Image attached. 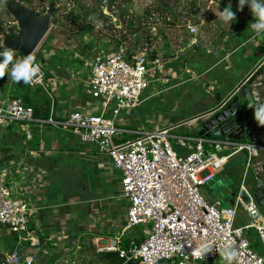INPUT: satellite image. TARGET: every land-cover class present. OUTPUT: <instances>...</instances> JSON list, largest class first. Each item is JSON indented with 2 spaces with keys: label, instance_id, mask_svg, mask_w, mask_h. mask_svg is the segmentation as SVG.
Masks as SVG:
<instances>
[{
  "label": "built area",
  "instance_id": "obj_1",
  "mask_svg": "<svg viewBox=\"0 0 264 264\" xmlns=\"http://www.w3.org/2000/svg\"><path fill=\"white\" fill-rule=\"evenodd\" d=\"M188 29L192 35L198 33L195 25ZM125 41L116 48L100 49L88 62L84 82L97 100L94 112L74 109L65 116L57 113L51 90L55 84L48 76L49 70H56L48 66L54 58L43 44L31 55L39 71L27 85L42 89L50 98L48 117H35L33 106L20 98L4 96L0 87V132L18 126L26 137L22 149L28 152L22 158L15 154L9 158L5 152L0 158V226L8 236H18L17 243L4 251L0 264H48L44 257L40 258V227L31 226L39 210L37 189L47 182L44 169L34 163L35 158L30 159L38 151L26 148L34 138L33 124L37 122L68 129L83 144L107 153L114 171L120 175V197L128 203L124 230L142 225L144 239L138 242L132 238L124 245L119 234L102 240L98 251L117 252L125 262L138 264H198L203 260L212 264H264V212L254 197L253 187L246 182L251 170L253 182L257 178L264 181V169L260 171L264 168V138L259 136L264 130L252 133L244 141L227 136H197L190 138L193 144L189 145L186 137L173 136L168 124L151 127L154 121L147 120L136 130L120 127L124 113L136 111L159 93L160 89L157 93L151 89L163 82L165 66L177 59L135 49V45ZM57 68L60 69L59 64ZM125 133L134 136L121 138ZM172 137L178 138L189 152L180 155L171 144ZM228 149L230 152L223 153ZM239 153L245 154L239 193L233 204L223 206L220 199L208 198L203 186Z\"/></svg>",
  "mask_w": 264,
  "mask_h": 264
},
{
  "label": "crops",
  "instance_id": "obj_2",
  "mask_svg": "<svg viewBox=\"0 0 264 264\" xmlns=\"http://www.w3.org/2000/svg\"><path fill=\"white\" fill-rule=\"evenodd\" d=\"M220 1L221 8H214L216 15H214L213 19L207 20V43L201 45L202 48L199 49V53L203 52L204 58L201 62L196 61L195 64L191 63L190 57L189 61L185 59L186 71L184 70L185 75L183 77L189 73L186 80H183L184 78L180 74L175 73L171 81L172 75L168 73L166 65L162 71L163 82L156 84L155 88L151 89L153 93H157L156 91L160 89L159 93L154 94V96L145 102L147 103L154 97L172 90L179 86L180 83L189 84V89H194L196 93L195 97L197 100L194 99L195 101H193L195 108H193L189 116L177 118L168 124L173 128L171 134L173 136L186 137L189 145L193 144L190 138L197 137V135L194 133H175L176 128L184 126V124L187 125L184 122L185 120L217 106L264 55V31L256 33L249 28V24L253 21L250 9L245 6L243 11H240L238 0ZM229 5H231L232 10L235 12L236 19L230 23H225L219 17L221 11ZM191 47H194V44L188 43L184 50L186 51ZM155 52L159 53V51ZM160 53L165 54L164 52ZM180 54H177V60ZM198 65L203 66L202 71H199V73L193 69ZM261 69L262 71L258 72L257 79L260 82H264V64L261 66ZM65 75L67 74L60 72V78L52 76L53 85L60 83L61 88H63H58V84L54 90L56 96H59L58 98L61 99V110L67 108L69 111L83 109L94 112L96 99L93 98L91 92L88 93V90L86 91L85 89L83 91L81 86H74L73 81L75 80H73V77L67 78ZM204 77L206 81L201 80ZM78 78L83 81L84 88H86L84 82L85 71ZM179 80L182 81L179 82ZM188 80H192L194 83L190 84L187 82ZM173 81L174 83H172ZM168 82L172 84L165 87L164 85L168 84ZM204 83L207 87L201 86ZM199 86L206 90L199 89ZM191 97L194 96L191 95ZM57 103L58 100L55 103L56 106ZM143 105L134 112L124 113L118 125L120 126L124 122V127L126 125L130 126V128L125 129L136 130L147 120L154 121V123L150 124L151 127L163 123H158L151 116L135 120L133 113L140 112L143 109ZM65 112L67 111H64L63 114H67ZM57 113L62 115L61 112ZM126 117L132 118L127 122ZM197 122H200V120H193L188 122V124H191L193 128H197ZM180 123L183 124L175 126ZM38 124H33L35 131L33 141L38 139L39 151L36 150L38 151V155H30V159L35 158L33 160L34 163L44 169L47 182L40 189H37L36 204L39 210L35 212L31 226L40 227V230L37 232L42 239L39 252H43V261L48 264H75L76 260L74 258L81 257L83 250H85L84 244L88 239V230L101 234V236L94 239V241L96 240V244H99L97 240L113 239V237H104V235L110 234L112 231L116 230V235L122 234V237L129 231V229L124 230L128 203L120 197V175L114 171L111 165V158L107 153H101L93 145L83 144L68 129L60 127H54V129L52 127L51 129L50 125ZM10 127L7 130L8 134L5 135L8 138L7 140H3L2 143L7 141L12 142L13 151L10 150L11 153L19 158L23 156L27 157L28 152L22 149V144H24L26 137L23 135L22 130L18 131V126ZM193 128L191 129L193 130ZM126 134L134 136L130 133ZM259 136L264 138V131L260 132ZM46 138L50 140L48 143L45 142ZM171 139H174L176 146L180 148V151L174 148L180 155H185L189 152L188 147H182L179 144L178 138L172 137ZM1 147L2 145H0V158L4 156L3 153L7 152ZM30 147V145L26 146L27 149H31ZM226 152H230V149L223 151V153ZM240 156L244 159L243 164L231 166L230 160ZM261 159H264V152ZM244 164L245 154H236L229 159V162L217 174L226 175L227 179H229V176L236 177L241 171L243 172ZM73 168L82 169L81 176L83 180L78 181L75 179L72 184H67L72 176ZM235 168L240 172L236 171ZM263 169L261 167L260 171ZM253 172L251 170L249 174L251 178L249 179L248 186L251 188L255 184V181H252L254 178ZM205 195L211 200L218 199L210 196V192L205 193ZM233 200L234 198L228 206L233 204ZM260 208L264 210V206ZM241 217L243 216L241 215ZM34 220H36V223ZM16 243L17 240L14 235L8 236L6 231L0 226V255H3L5 250Z\"/></svg>",
  "mask_w": 264,
  "mask_h": 264
},
{
  "label": "rangeland",
  "instance_id": "obj_3",
  "mask_svg": "<svg viewBox=\"0 0 264 264\" xmlns=\"http://www.w3.org/2000/svg\"><path fill=\"white\" fill-rule=\"evenodd\" d=\"M13 1L19 2L25 7L36 10L41 14L47 13L49 11V7L52 2V0ZM100 1L80 0L79 5H84L86 7L92 5L100 6ZM109 1L110 0H102L101 3H103V5L100 6V8L103 10V15L109 18L108 21H105L108 18H105L104 16H88L85 14L86 11L83 10L81 23L74 24L71 22V17L67 16L68 11L73 6V0H54L56 13L52 16L50 30L37 47L39 48L41 44H43L42 46L48 47L46 49L47 52L51 51V55L54 59L50 60L52 62L48 61V66L49 69H56L53 70L52 76H58L60 78V72H64L65 74H67L65 75L67 78L73 77V80L75 79V81H73L74 86H81L83 91L84 89L86 91L88 90V93H90V89L88 88V86L84 88V84L82 83L83 81L79 80V78L77 77L82 76L83 71L88 70V62L90 61L94 53L102 48H116L122 42V39L126 40L124 43L135 45L134 48L138 50L142 48L145 51L148 50L164 52L165 56L169 59H172L174 56H177V54L181 53V58L179 57L178 60H171L169 64H167V69L168 73L172 75L171 81L173 79L172 77L175 76V73L180 74V76L183 77L186 71L184 62H186L187 59L189 61V57L191 63L194 64L196 63V61L201 62V60L204 58L203 52L201 51L202 53H199V49L202 48L201 45H205L207 43V20L213 19L214 15H216V11L214 10V8H221L220 0H199V2L201 3V11L197 16H195L190 12L191 1L193 0H166L171 5H177V7H179L178 13L180 14V19H178L177 27L170 28L169 30H167L166 34H164L161 29V24L164 22L163 19H172L173 16L169 12L161 15L160 11L156 9L157 5H159L157 3L158 0H116L115 5L113 4L112 6H108ZM148 5H152L155 9L152 14V19L147 20L145 18H141L140 20L142 21V24H136L132 29L127 27L128 19L130 17L128 14L124 18H119L118 16V14L122 12L124 6L130 7L128 10L129 12L134 11V14L140 15L143 9H145ZM184 7H188V9H185ZM153 20L157 23L155 25V30L149 28L147 24L148 21ZM90 24L93 25V28L89 27ZM14 25L18 27L16 19L8 10L5 1L0 0V26H2L6 31V33L0 34V51L4 49V38L5 35L8 34V29ZM189 25H195L198 27V33L196 35H191L190 32H188ZM147 38H150L152 43H150ZM191 42H195L194 47H191L190 49L185 51L184 48L187 47L188 43L191 44ZM15 58H19V55L16 54ZM37 60L39 62L42 61L41 58H38ZM57 64H59L60 69L57 68ZM8 67L10 68L11 65H9ZM195 67L192 68L198 73L203 69L202 65H198ZM188 75L189 73H187V75L183 77V80H186ZM201 80L206 81L205 77ZM180 81L182 80H179V82ZM170 82H168V84H165L164 86H170L172 83H174V81L171 84ZM187 82L190 84L194 83V81L192 80H188ZM0 85L3 88L2 92L4 96L8 97L12 95H18L26 90V88L18 89L17 83L10 81L7 74L4 77L0 78ZM56 85H58V88H61L60 83H57ZM56 85L51 86V90H53L56 101L58 100L56 111L61 112L62 116L68 115L70 111L67 108L61 110V99L58 98L59 96H56L54 91ZM188 85L189 84L180 83L179 86L173 88L172 90H168L154 97L149 102L144 103L143 109L140 112L133 113L134 119L141 120L147 116H151V118L158 123L165 122L164 124H169V122L175 121L177 118L189 116L193 108H195L193 101L197 99L195 97L196 93L194 89L192 88L193 90H190ZM201 86L207 87L205 83ZM201 86H199V89L202 88L205 91L206 89ZM191 95H193L194 97H191ZM44 98H46L49 104H51L50 98L43 90L39 93V96L36 99L37 103L43 102ZM64 111H67L65 112L67 114H63ZM131 118L132 117H126V121L128 122ZM121 120L122 119H120V121ZM185 123L187 125L184 124V126H180L183 123L180 124V127H177L174 132H181L183 134H193L196 132L198 133L202 125L201 122H197L198 127L193 128L191 127V124H188V122ZM120 126L122 128H130V126L127 125L126 127H124V125ZM52 127L53 126H51V129ZM191 128H193V130ZM0 133V145H2L1 148L6 149V153L9 154V158H11V151H13L12 142L7 141L2 143L3 136L7 140L8 137L5 135H7L8 132L2 130ZM120 137L129 139L133 136L125 133ZM49 141L50 140L48 138L45 139L46 143H48ZM116 142H119V140L116 139ZM171 143L173 148L180 151V148L176 146L174 139H171ZM243 162L244 159L240 156L231 159L230 165H239L243 164ZM73 170H75V172L77 173L73 172ZM73 170L70 181L67 184H72L75 179H77L78 181L83 180L81 176L82 169L73 168ZM235 170L240 172L236 168ZM238 172L236 173L238 174ZM242 176V171L236 177L229 176V179L226 178V175L216 174L213 178H210L205 183V185L203 186V191L206 194L210 192V196L220 199L223 206H228L231 200L235 198V196L239 193V185ZM250 178L251 177L249 175L246 180L247 185H249ZM141 228L142 226L139 228L129 229L126 235L140 238L143 235V231ZM88 233V239L86 242L87 244H84L85 250H83L82 253L83 257L78 256L74 258L76 260L75 264H94L92 257L94 256V252L96 251V249H98V244H96V240L94 241V239L101 236V234L94 233V231L90 230H88ZM116 233L117 231L115 230L110 234L104 235V237L114 238L117 237ZM97 242L101 243V240H97ZM40 258H43L42 254H40ZM199 263L200 261H198V264ZM203 263L212 264L210 260H203Z\"/></svg>",
  "mask_w": 264,
  "mask_h": 264
},
{
  "label": "water",
  "instance_id": "obj_4",
  "mask_svg": "<svg viewBox=\"0 0 264 264\" xmlns=\"http://www.w3.org/2000/svg\"><path fill=\"white\" fill-rule=\"evenodd\" d=\"M4 1L19 29L15 38L5 35L4 46L23 56L32 55L50 30L52 16L56 13L54 5L50 11L41 14L19 2ZM263 64L264 55L217 106L184 122L200 120L202 125L198 131L199 136H227L236 141H244L252 133L264 130V119L260 115L264 114V82L257 79ZM252 189L259 206H264V181L257 178ZM244 198L248 201L247 197Z\"/></svg>",
  "mask_w": 264,
  "mask_h": 264
},
{
  "label": "trees",
  "instance_id": "obj_5",
  "mask_svg": "<svg viewBox=\"0 0 264 264\" xmlns=\"http://www.w3.org/2000/svg\"><path fill=\"white\" fill-rule=\"evenodd\" d=\"M100 1V0H99ZM235 1V0H233ZM79 2L80 0H73V6L72 8L68 11L67 13V16L68 17H71V22L74 23V24H77V23H81V19H82V16H83V10H85V14L88 15V16H96V17H102L104 16L105 18H108L106 17L105 15H103V10L100 8L101 5H103L102 0L100 1V6H97V5H92V6H84V5H79ZM54 0H52L51 2V5L49 7V11L51 10L52 8V5H54ZM116 3V0H110L108 2V6H112L113 4L115 5ZM157 3L159 5H157V10L160 11L161 15H164L165 13H170L173 18L171 19H168V18H164L163 19V23L161 24V29H162V32L164 34H166L167 30H169L170 28H175L177 27V24H178V19H180V14L178 13L179 12V7L174 6V5H171L168 1L166 0H158ZM129 6H124L123 9H122V12L120 14H118L119 18H124L127 16V14L130 16L129 19H128V25L127 27L132 29L134 28V26L137 24H142V21L140 20L141 18H145L147 20H151L152 19V14L154 12V8L152 5H148L145 9H143V11L141 12L140 15H136L134 14V11L133 12H129ZM185 9H188V7H184ZM201 11V3L199 2V0H193L191 1V10L190 12L193 13V15L197 16ZM108 19H106L105 21H108ZM148 26L149 28H153L157 23L156 21H148ZM90 28H93V25H89ZM85 28V27H84ZM8 34L10 35L11 38H15L19 32V29L16 25L10 27L8 29ZM2 33H6L5 29L0 26V34ZM147 40L151 42L150 38H147ZM18 54V55H22V53H15V55ZM53 73L52 71H48V76L49 77H52ZM1 87V85H0ZM17 87L18 89H22V88H26V90L18 95H12V96H9L11 98H20L23 100V102L28 105V106H33L34 107V114H35V117L37 118H47L48 117V114H49V110H50V104L49 102L47 101L46 98L43 99V102L41 103H37V97L39 96V93L42 91V89L38 88V89H32L30 88L27 84H24L23 82H20V83H17ZM2 91H3V88L1 87ZM38 123V122H37ZM40 124V123H39ZM38 124V125H39ZM12 128V127H10ZM195 135L198 136V133H194ZM5 140L4 136L2 137V141ZM38 140V139H37ZM37 140L35 139L34 141L33 140H30L27 142V145H30L31 149L33 150H38L39 151V147H38V142ZM124 139H121L119 141H122ZM6 150V149H4ZM227 153V152H226ZM142 225L140 226H137V227H134V228H139L141 227ZM133 228V229H134ZM142 231H143V226H142ZM14 237L16 238V240H18V236L17 234H14ZM136 239L138 242L142 241L144 239V233L143 235L140 237V238H135V237H131V236H127L126 234L123 236V244L124 245H127L128 242L132 239ZM2 258H3V255H0V263L2 261ZM93 258V261H94V264H138L134 261H129V262H125V260L123 258H121L119 256V253L117 252H110V251H95L94 252V256L92 257ZM199 264H204L203 261H200Z\"/></svg>",
  "mask_w": 264,
  "mask_h": 264
},
{
  "label": "clouds",
  "instance_id": "obj_6",
  "mask_svg": "<svg viewBox=\"0 0 264 264\" xmlns=\"http://www.w3.org/2000/svg\"><path fill=\"white\" fill-rule=\"evenodd\" d=\"M238 3L240 11H243L244 7L247 6L252 13L253 21L249 24V28L256 33L264 31V0H238ZM219 19L225 23H230L236 19V14L231 5L221 11ZM14 56L15 50L12 48H5L0 51V78L7 74L9 80L14 83L30 84L39 71V66L35 63L34 57L26 55L22 59H14ZM9 65H11L10 68ZM260 115L261 119H264V114Z\"/></svg>",
  "mask_w": 264,
  "mask_h": 264
}]
</instances>
